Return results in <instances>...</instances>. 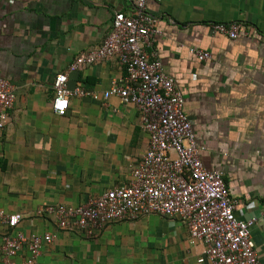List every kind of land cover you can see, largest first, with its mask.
Here are the masks:
<instances>
[{"label": "crops", "instance_id": "1", "mask_svg": "<svg viewBox=\"0 0 264 264\" xmlns=\"http://www.w3.org/2000/svg\"><path fill=\"white\" fill-rule=\"evenodd\" d=\"M133 0H0V79L14 95L11 122L0 131V211L16 214V231L48 234L38 264H207L202 242L191 244L176 217L150 214L88 235L64 231L49 205H85L130 182L147 135L135 107L111 95L124 72L113 58L68 73L67 87L100 98L72 97L63 116L51 110L53 79L74 58L99 46L114 12ZM159 34L151 52L183 97L203 167L222 174L238 219L264 205V0H148ZM239 24L237 36L211 24ZM190 48L208 52L198 61ZM252 202L247 210L244 204ZM0 223V240L5 233ZM264 264V217L251 228ZM23 250L13 258L22 264ZM0 264L2 259L0 258Z\"/></svg>", "mask_w": 264, "mask_h": 264}, {"label": "built area", "instance_id": "2", "mask_svg": "<svg viewBox=\"0 0 264 264\" xmlns=\"http://www.w3.org/2000/svg\"><path fill=\"white\" fill-rule=\"evenodd\" d=\"M148 0H133L130 12H114L110 31L96 48L77 55L68 68L55 75L51 110L56 116L66 114L72 97L100 96L82 87H67V75L86 65L113 58L124 76L102 98L116 96L122 104L135 107L148 146L130 172L127 186L115 187L85 205L63 204L40 207L37 216H54L60 230L92 235L105 226L134 221L150 214L178 217L186 226L189 242L205 245L198 263L260 264L251 240V228L258 216L264 217V205L258 216L235 217L241 204L233 199L222 174L206 170L199 157L191 122L184 113L183 97L173 79L163 70L151 52L153 37L159 34L146 11ZM239 24H211L212 33L235 38ZM198 61L210 58L208 52L190 48ZM14 95L10 84L0 79V131L11 122ZM247 210L252 202L244 204ZM20 216L0 211L5 233L0 240L2 264H14L13 258L25 250L22 264H38L44 244L52 237L25 235L16 231Z\"/></svg>", "mask_w": 264, "mask_h": 264}]
</instances>
